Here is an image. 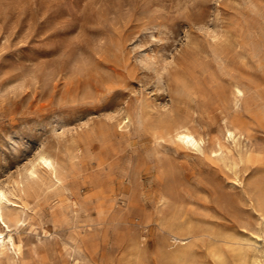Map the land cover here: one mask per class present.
Returning <instances> with one entry per match:
<instances>
[{"label": "rangeland", "instance_id": "obj_1", "mask_svg": "<svg viewBox=\"0 0 264 264\" xmlns=\"http://www.w3.org/2000/svg\"><path fill=\"white\" fill-rule=\"evenodd\" d=\"M263 75L264 0H0V187L17 193L40 151L59 156L65 178L12 197L13 216L28 218L13 226L20 264H264V130L251 140L250 193L210 149L159 141L152 125L176 116L220 136L217 108L233 113L222 89L237 77L255 122Z\"/></svg>", "mask_w": 264, "mask_h": 264}, {"label": "bare ground", "instance_id": "obj_2", "mask_svg": "<svg viewBox=\"0 0 264 264\" xmlns=\"http://www.w3.org/2000/svg\"><path fill=\"white\" fill-rule=\"evenodd\" d=\"M220 27V26H219ZM218 28V27H217ZM248 34H250V32H247ZM216 37L217 35H213V37ZM220 36H222V35H220ZM234 36V35H233ZM233 36H229V37H231V38H233ZM247 36V35H246ZM237 37V36H236ZM235 36H234V38H236ZM239 37L240 36H238V39H239ZM249 37V36H248ZM251 37H253V36H251ZM241 38V37H240ZM246 39V38H245ZM219 40H220V37H219ZM222 40V39H221ZM236 40H237V38H236ZM240 40V39H239ZM242 40H243V37H242ZM241 40V41H242ZM214 41H212V43H213ZM228 42V41H227ZM230 43L232 42L231 40L229 41ZM228 42V43H229ZM238 42V41H237ZM247 42H249L248 40H247ZM211 43V44H212ZM221 43V42H220ZM233 43V42H232ZM231 43V44H232ZM217 44V43H216ZM223 44H225V46L227 45V43L226 42H224ZM230 44V45H231ZM236 44V43H235ZM246 44V43H245ZM249 44V43H248ZM221 45V44H220ZM240 45V44H239ZM247 45V44H246ZM246 45H242V46H244V48H246L245 46ZM215 47H216V45H214ZM214 46H212V47H214ZM224 46V45H223ZM224 46V47H225ZM228 46V45H227ZM248 46V45H247ZM211 47V46H210ZM209 47V48H210ZM231 47V46H230ZM232 47H233V44H232ZM250 47V46H249ZM253 47V46H252ZM217 48V47H216ZM228 48H229V46H228ZM235 48L236 47H234V50H235ZM211 49V48H210ZM223 49V48H222ZM231 48H229V50H230ZM250 50H251V47L249 48ZM254 49V48H253ZM211 50H213V49H211ZM236 50H238V49H236ZM247 50H248V48H247ZM255 50V49H254ZM254 50H252V53H253V51ZM217 51H221V50H219V48H218V50ZM239 51V50H238ZM221 52H224L225 53V50H223V51H221ZM228 53H230L231 51H227ZM227 52L225 53L226 55H227ZM235 52V51H234ZM240 53H241V49H240V51H239ZM192 53H194V52H192ZM191 53V54H192ZM206 53V52H205ZM191 54H189V56L191 55ZM249 54V53H248ZM256 54V53H255ZM188 55V54H187ZM186 55V56H187ZM212 55V54H211ZM215 54H213L212 56H214ZM237 55V54H236ZM244 56H245V53L243 54ZM253 55V54H252ZM185 56V55H184ZM185 56V57H186ZM189 56L188 57H186V58H188V61H189ZM192 56H194V54L192 55ZM198 56V55H197ZM200 56V55H199ZM205 56V55H204ZM224 56V55H223ZM222 57V56H221ZM252 57V56H251ZM185 58V59H186ZM190 58H192V57H190ZM214 58H218L217 56L216 57H214ZM224 58V57H223ZM227 58V57H226ZM253 58H254V56H253ZM193 59V58H192ZM222 59V58H221ZM221 59H219L218 61H220ZM191 60V59H190ZM195 60V59H194ZM193 60V62H195ZM214 60V59H213ZM216 60V59H215ZM225 60V59H224ZM207 61V60H206ZM209 61H211L210 59L208 60V63H209ZM226 61V60H225ZM182 62H184L183 60L182 61H180V63L182 64ZM185 62H186V60H185ZM184 62V63H185ZM212 62V61H211ZM214 62V61H213ZM212 62V63H213ZM217 62V61H216ZM215 62V63H216ZM232 62V61H231ZM250 62V61H249ZM188 62H186V64H187ZM192 63V62H191ZM214 63V64H215ZM219 64L221 63V61L220 62H218ZM190 64V63H189ZM189 64H187V65H189ZM217 64V63H216ZM219 64H217V67H218V71H220V67L221 66H218ZM221 64H224V62H222ZM211 64H209V66H210ZM213 65V64H212ZM211 65V66H212ZM184 66H185V64H184ZM179 67V66H178ZM189 67V66H188ZM192 67V66H191ZM185 68V67H184ZM183 68V69H184ZM210 68V67H209ZM223 68V67H222ZM222 68H221V70H222ZM227 68V67H226ZM225 68V69H226ZM186 69V68H185ZM184 69V70H185ZM190 69V68H189ZM198 69V68H197ZM214 68H212V70H213ZM188 70V69H187ZM215 70H217V69H215ZM256 71V69H253V71ZM50 71V70H49ZM227 71V70H226ZM249 71V70H248ZM192 72V71H191ZM195 72V71H194ZM213 72V71H212ZM250 72V71H249ZM181 73V72H180ZM197 73H199L198 71H196V73L195 74H197ZM201 73V72H200ZM220 73V72H219ZM234 73V72H233ZM237 73V72H236ZM242 73H243V71H242ZM245 73V72H244ZM243 73V74H244ZM247 73V72H246ZM252 73V71L249 73V76H250V74ZM177 74H178V72H177ZM215 74V73H214ZM223 74H224V72H223ZM228 74V73H227ZM187 75V74H186ZM212 75H213V73H212ZM230 75V74H229ZM233 75V74H232ZM255 76H257L256 74H254ZM179 76V75H178ZM185 77V74L183 73V75H182V77ZM188 76H190V75H188ZM198 76H200V74L199 75H196V77H198ZM210 76V75H209ZM217 76V75H216ZM215 76V77H216ZM220 76V75H219ZM219 76H217V77H219ZM245 76H247V74L245 75ZM259 76H261L260 74H259ZM264 76V75H263ZM175 77H177V76H175ZM180 77V76H179ZM178 77V78H179ZM205 77V76H204ZM211 77V76H210ZM221 77V76H220ZM258 77V76H257ZM181 78V77H180ZM186 78V77H185ZM200 78V77H199ZM222 78V77H221ZM177 79V78H176ZM175 79V80H176ZM200 79H202V78H200ZM212 79V78H211ZM229 79H231L230 77H229ZM258 79V78H257ZM186 80V79H185ZM199 80V79H198ZM216 80H218V78H216ZM220 80V79H219ZM223 80H225V79H223ZM260 80V79H259ZM182 81H183V79H182ZM194 81V80H193ZM208 81H209V79H208ZM226 81V80H225ZM261 81V80H260ZM201 82V81H200ZM257 82H258V80H257ZM223 83V82H222ZM228 83V82H227ZM190 84V83H189ZM193 84V83H192ZM195 84V83H194ZM216 84H218V83H216ZM224 84V83H223ZM226 84V83H225ZM224 84V85H225ZM198 85H199V83H198ZM219 85V84H218ZM190 86V85H189ZM194 86V85H193ZM218 88H220V86L218 87ZM221 88H223V86L221 87ZM226 88H227V85H226ZM191 89H192V87H191ZM203 89V88H202ZM192 90H194V89H192ZM190 91V90H189ZM196 91V90H195ZM198 91H200V90H198ZM206 91V90H205ZM205 91H203V92H205ZM260 92H262V91H260ZM190 93V92H189ZM193 93V92H192ZM191 93V94H192ZM212 93V92H211ZM250 93H251V86H248L247 84H245L244 82H243V80H241L240 78H232L231 79V81H230V83H229V88L226 90V89H222V93L221 94H223V97L222 98H224V102H225V104H226V107H227V105H231V108H232V110H233V113H232V115L231 114H229L230 112L227 110H225V107H218L217 109H219L220 110V112H221V114H223L222 115V117H223V121H222V118H221V120L220 121H222L223 122V125H222V133H221V135L220 136H215V137H213V138H210V137H208V135H206V134H203L202 132H199V131H196L195 129H193V128H195V127H193L192 125H190L189 123H186L184 120H182V119H180V118H178V117H176L175 115V117H170V116H168V117H164V118H160V119H158L157 121H154L153 122V127L154 128H156V129H158V130H161V133L160 134H158L157 135V139L159 140V141H161V140H166V138L167 137H169V138H173L174 139V142H177L178 144H180V146H183V147H185V148H188V150L189 149H194V150H201V151H207L208 149H210L211 150V152H212V154H214L213 155V157L217 160V161H219L223 166H224V168H229L230 169V171L232 170L233 172H234V174H235V180H236V183H237V185L239 184V185H241L243 188H245V187H247L248 188V186L247 185H249V180H250V178H248L249 180L248 181H245L246 179H245V176H246V174L247 173H245L244 174V172H245V170H246V167H247V165H248V163H250L253 159H255V151H254V149H253V147H252V143L251 142H253V141H251L252 139H253V137H254V134L257 132V131H259V130H264V108H261V109H259V111H257V113H255V115H254V121L255 122H249L247 119H245V117H243L244 115H243V113H242V111H243V109L245 108V104H247L248 103V101H247V99H248V97H249V95H250ZM255 93V92H254ZM217 94V93H216ZM185 95V94H184ZM183 95V96H184ZM204 95V94H203ZM211 95H214V94H211ZM252 96V95H251ZM257 96V95H256ZM200 97V96H199ZM205 97H207L206 95H205ZM213 97V96H212ZM216 97V96H215ZM186 98V97H185ZM184 98V99H185ZM250 98V97H249ZM258 98H260V97H258ZM183 99V100H184ZM199 99V98H198ZM211 99H213V98H211ZM218 99H219V96H218ZM222 100V99H221ZM255 100V99H254ZM259 100V99H258ZM181 100H179V103L180 104H182L181 102H180ZM185 101V100H184ZM261 101V100H260ZM177 102H178V100H177ZM183 102V101H182ZM201 102H203V101H201ZM215 101H213V103H214ZM218 102V104H219V102L220 101H217ZM250 102H251V99H250ZM198 103H200V102H198ZM198 103H197V105H198ZM204 103V102H203ZM254 103V102H253ZM186 104H187V102H186ZM259 104V103H258ZM175 105V104H174ZM178 105V104H177ZM188 105V104H187ZM203 105V104H202ZM264 105V104H263ZM184 106V105H183ZM192 106V105H191ZM201 106V105H200ZM205 106H206V104H205ZM212 106V105H211ZM256 107H257V105H255ZM174 107V106H173ZM180 107V106H179ZM248 107V106H247ZM260 107V106H259ZM175 108V107H174ZM195 108V107H194ZM193 108V109H194ZM213 108V107H212ZM150 109H151V107H150ZM248 109V108H247ZM196 110V109H195ZM138 111V110H137ZM136 111V112H137ZM140 111V110H139ZM150 111V110H149ZM174 111V113H176V111L175 110H173ZM177 111H178V108H177ZM189 111V110H188ZM204 111H205V109H204ZM245 111V110H244ZM249 111V110H248ZM164 112V111H163ZM196 112V111H195ZM194 112V113H195ZM229 112V113H228ZM152 113V112H151ZM156 113V112H155ZM154 113V114H155ZM198 113H199V111H198ZM197 113V114H198ZM252 113V112H251ZM140 114V113H139ZM153 114V113H152ZM245 114V113H244ZM130 115H131V113H130ZM129 114H127L126 116H125V120L123 119L120 123H124V125H122L121 126V128H123L125 125H128L129 124V122L131 121V116H130ZM136 115H137V113H136ZM150 115V114H149ZM176 115H178V113L176 114ZM212 116V115H211ZM134 117V116H133ZM137 118H138V116H136ZM148 117V116H147ZM185 117H187L186 116V114H185ZM215 117V116H214ZM196 118V117H195ZM111 120V118H108V120ZM146 119V118H145ZM192 119V118H191ZM107 120V119H106ZM107 120V121H108ZM110 120L107 122L106 121V123L105 124H103V126L105 125V129L104 130H107L108 129V131H109V128H110V126H111V123H109L110 122ZM113 120V119H112ZM116 120V119H115ZM251 120V119H250ZM105 121V120H104ZM134 121V120H133ZM138 121V120H137ZM197 121H198V119H197ZM113 122V121H112ZM190 122H192L191 120H190ZM103 123V122H102ZM131 123V122H130ZM119 124V123H118ZM118 124H116L115 126H116V128H117V125ZM189 124V125H188ZM221 124V123H220ZM220 124H219V126H220ZM114 125V124H113ZM112 125V126H113ZM120 125V124H119ZM198 125H199V123H198ZM142 126V125H141ZM131 127V126H130ZM193 127V128H192ZM199 127H200V125H199ZM202 128H204L203 126H202ZM118 129V128H117ZM200 129V128H199ZM121 130V129H120ZM220 130V129H219ZM118 131V130H117ZM146 131V130H145ZM206 131V130H205ZM211 132V131H210ZM212 132H214V131H212ZM211 132V133H212ZM219 132V131H218ZM260 132V131H259ZM206 133V132H205ZM263 133H264V131H263ZM207 134H208V132H207ZM210 135V134H209ZM211 135H213V134H211ZM264 136V135H263ZM154 137L156 138V135H154ZM154 138V139H155ZM261 138H262V136H261ZM260 138V140H257L256 139V141H254V143L255 142H261V139ZM172 140V139H171ZM170 140V141H171ZM166 142H167V140H166ZM173 142V143H174ZM263 142V141H262ZM261 142V143H262ZM254 143H253V145H254ZM164 144V143H163ZM177 144V145H178ZM263 144V143H262ZM264 145V144H263ZM162 146V145H161ZM262 146V145H261ZM42 147V146H41ZM163 147H164V145H163ZM257 147V146H256ZM259 147V146H258ZM263 149H264V147H263ZM44 150H46L45 148H44ZM41 153L39 154V157H38V159H37V161L36 162H34L32 165H31V167H29L28 169H27V171H26V173H24L25 175L24 176H22V178H21V180H18V183H17V185H16V188H15V190L17 191V193L16 192H14L11 188H8V187H0V264H20L21 262H22V260H23V251H26V250H23V247L20 245V242H18L17 241V239H16V236H15V233H14V228H13V226L14 225H19V223L22 221H25V220H28V218H22V217H20L21 216V214H20V216H18V214H16V216H13V214H15V212L13 213V211H18L19 209H17V208H15V207H13L12 206V204L11 203H15L14 202V200H16L17 201V199H19L20 200V198L22 197L21 195H25L26 196V194H29V193H33L34 191H36L37 189H39L40 187L39 186H41V184L42 183H44L45 182V179H46V176L47 175H49V176H47L48 178L50 177L51 179H53V180H56V182L58 181V182H63V179H65L64 178V172H63V164H62V161H61V159L59 158V156L58 155H56V154H52V153H50V152H47V151H40ZM260 153H261V151H260ZM207 154V153H206ZM209 154V153H208ZM210 157V156H209ZM213 158V159H214ZM222 166V167H223ZM68 170V169H67ZM25 171V170H24ZM229 172V171H228ZM251 172V171H250ZM256 172V171H255ZM255 172H254V174H255ZM47 174V175H46ZM68 174V173H67ZM66 174V175H67ZM65 175V176H66ZM233 175V174H232ZM250 176H252V175H250ZM49 178V179H50ZM46 181H47V179H46ZM55 182V181H54ZM55 182V183H56ZM245 182H247L246 184H245ZM58 184V183H57ZM60 184V183H59ZM233 184V183H232ZM55 185V184H54ZM231 185V184H230ZM238 185V186H239ZM45 186H46V184H45ZM48 186H49V184H48ZM47 186V187H48ZM61 186V185H60ZM233 186H235V184H233L232 185V187ZM39 187V188H38ZM50 187V186H49ZM62 187V186H61ZM67 187V186H66ZM236 187V186H235ZM43 187H41V189H42ZM68 188V187H67ZM237 188H239V187H237ZM241 188V187H240ZM45 190H46V188H44ZM63 189V188H62ZM246 189V188H245ZM247 190L249 191V189H246L245 191L247 192ZM39 191H40V189H39ZM44 191V190H43ZM66 191H68V190H66ZM70 191V190H69ZM245 192V193H246ZM250 193H251V191H249ZM35 194H37L38 192L36 191V192H34ZM32 194V196L34 195V196H36L35 194ZM71 193V192H70ZM264 193V192H263ZM262 193V194H263ZM247 194V193H246ZM249 194V193H248ZM19 196V198H17V199H14V198H16L15 196ZM71 195V194H70ZM245 195V194H244ZM14 196V197H13ZM21 196V197H20ZM38 196H39V194H38ZM247 196V195H246ZM12 197H13V199H12ZM75 197V196H74ZM249 196H247V198H248ZM24 198V197H23ZM246 198V197H245ZM246 198V199H247ZM249 198H251L252 199V197H249ZM166 200V199H165ZM249 200V199H248ZM247 200V201H248ZM254 199H252V201H253ZM250 201V200H249ZM248 201V202H249ZM256 201V200H255ZM250 203V202H249ZM256 203V202H255ZM9 204H11V205H9ZM17 205H20V207L23 205L24 206V204H17ZM250 205H253L252 203L250 204ZM255 205V204H254ZM14 206H15V204H14ZM256 206V205H255ZM257 207V206H256ZM264 207V206H263ZM23 208H25V207H23ZM23 208H21V209H23ZM26 209V208H25ZM256 209V208H255ZM262 209V208H261ZM260 209V212H262V210ZM257 210V209H256ZM21 211H23V210H21ZM20 211V212H21ZM257 211H259V209L257 210ZM264 211V210H263ZM19 212V213H20ZM24 212V211H23ZM26 212V211H25ZM27 212H28V210H27ZM22 213V212H21ZM30 213V212H29ZM263 214V213H262ZM23 215V214H22ZM30 215V214H29ZM261 216V215H260ZM25 217V216H24ZM182 219V218H181ZM180 219V220H181ZM263 219H264V214H263ZM262 219V220H263ZM30 220V219H29ZM261 220V221H262ZM261 221H260V223H261ZM26 223V222H25ZM182 223V222H181ZM22 224H24V223H22ZM178 224V223H177ZM262 224H263V222H262ZM31 225V224H30ZM264 225V224H263ZM21 228H22V226L21 225H19ZM21 228H17V231L19 230V229H21ZM260 228H262V227H260ZM170 229V228H169ZM178 229V228H177ZM246 229V228H245ZM263 229V228H262ZM261 229V230H262ZM16 230V229H15ZM171 230V229H170ZM186 230V228H181L180 229V231H182V232H184ZM260 230V229H259ZM260 230V231H261ZM263 232V236H264V229L262 230ZM8 232V233H7ZM191 232V231H190ZM17 234H18V232H16ZM8 234V235H7ZM186 234V233H185ZM260 237V236H259ZM143 239V238H142ZM173 239V238H172ZM175 239V240H174ZM174 239H173V241H175V243H176V241H182L183 240V238L180 236V235H178V234H175L174 235ZM253 239V238H252ZM256 240H257V238H255ZM236 241V240H235ZM241 241V240H240ZM253 241V240H252ZM172 242V241H171ZM234 242V241H233ZM237 242H238V240H237ZM255 242H257V241H255ZM173 243V242H172ZM174 243V244H175ZM258 243V242H257ZM181 244V243H180ZM239 244V243H238ZM233 245H235V242L233 243ZM232 245V246H233ZM242 246H244V245H242ZM40 247V246H39ZM38 247V248H39ZM43 247V246H42ZM214 247H216V246H214ZM235 247V246H234ZM236 247H237V244H236ZM213 248V247H212ZM239 248H241V247H239ZM246 248H248V247H246ZM217 249V248H216ZM236 249V248H235ZM221 249H218V251H220ZM241 250H243V248L241 249ZM240 250V251H241ZM246 250V249H245ZM239 251V252H240ZM258 251V250H257ZM37 252V251H36ZM31 253H32V251H31ZM210 253H212V252H210ZM225 253V252H224ZM234 253V252H233ZM241 253V252H240ZM27 254V253H26ZM252 254V253H251ZM222 255V254H221ZM252 255H254V254H252ZM256 255V254H255ZM254 255V256H255ZM28 256V255H27ZM212 256V255H211ZM260 256V255H259ZM219 258L218 260L217 259H214L215 261H218V263L217 264H225V261H224V259L223 258H221V256L220 255H217L215 258ZM250 257H253V256H250ZM249 257V258H250ZM26 258H28V257H26ZM213 259V258H212ZM251 260V259H250ZM240 264H246V263H244V262H242V263H240ZM247 264H263V261L260 259V258H258L257 256L256 257H253V259L251 260V261H249Z\"/></svg>", "mask_w": 264, "mask_h": 264}]
</instances>
